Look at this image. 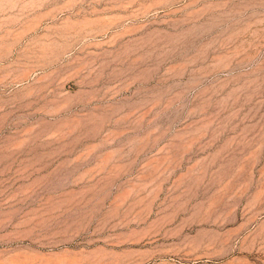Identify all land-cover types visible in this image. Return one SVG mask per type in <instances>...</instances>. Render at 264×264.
<instances>
[{"label":"rangeland","instance_id":"rangeland-1","mask_svg":"<svg viewBox=\"0 0 264 264\" xmlns=\"http://www.w3.org/2000/svg\"><path fill=\"white\" fill-rule=\"evenodd\" d=\"M0 264H264V0H0Z\"/></svg>","mask_w":264,"mask_h":264}]
</instances>
